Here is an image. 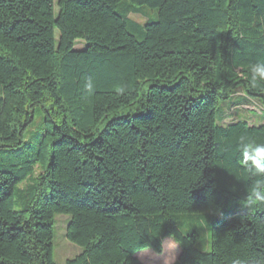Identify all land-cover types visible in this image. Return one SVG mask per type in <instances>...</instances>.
Listing matches in <instances>:
<instances>
[{"label":"trees","instance_id":"obj_1","mask_svg":"<svg viewBox=\"0 0 264 264\" xmlns=\"http://www.w3.org/2000/svg\"><path fill=\"white\" fill-rule=\"evenodd\" d=\"M256 63L264 0H0V150L17 158L0 163V264H56V215L83 249L65 264H142L167 238L174 264H264L239 143H264V121L220 117L237 91L264 113Z\"/></svg>","mask_w":264,"mask_h":264},{"label":"rangeland","instance_id":"obj_2","mask_svg":"<svg viewBox=\"0 0 264 264\" xmlns=\"http://www.w3.org/2000/svg\"><path fill=\"white\" fill-rule=\"evenodd\" d=\"M58 0H54L56 2ZM148 14H155L154 10L147 9ZM57 13V6H56ZM130 17L141 23H145V18L141 15H130ZM58 34L56 33V38ZM77 50L84 48L83 43L79 42ZM221 120L223 125L238 121H248L251 125L258 126L264 121V113L261 111V106L258 102L251 100L243 95L241 91H237L234 96L227 102L221 105ZM220 112V111H219ZM35 120L39 121L38 113L35 114ZM23 153L25 150H21ZM25 155V154H23ZM17 162L14 153L0 150V163L13 165ZM30 181H26L19 185L20 189L26 188ZM70 217L67 215H56L54 218V238H53V260L56 264H65L68 259H72L82 252V248L69 242L66 238L67 225ZM178 227L182 233L194 231L198 233L200 240L196 244V248L200 251L209 250V234L201 222L198 221V216L182 215L179 217ZM181 253L180 247L170 238L165 239L163 244V252L158 255L151 249H146L136 253L135 257L142 264H174Z\"/></svg>","mask_w":264,"mask_h":264},{"label":"clouds","instance_id":"obj_3","mask_svg":"<svg viewBox=\"0 0 264 264\" xmlns=\"http://www.w3.org/2000/svg\"><path fill=\"white\" fill-rule=\"evenodd\" d=\"M250 72L253 86L264 83V63L251 65ZM239 143L242 166L250 177L259 178L252 194L247 197L245 206L264 205V143H255L246 136H241ZM234 264H241V261L237 260Z\"/></svg>","mask_w":264,"mask_h":264}]
</instances>
